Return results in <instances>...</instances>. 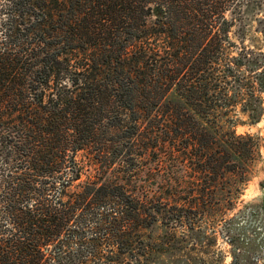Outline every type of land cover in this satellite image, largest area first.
Masks as SVG:
<instances>
[{
  "label": "trees",
  "instance_id": "16d2710c",
  "mask_svg": "<svg viewBox=\"0 0 264 264\" xmlns=\"http://www.w3.org/2000/svg\"><path fill=\"white\" fill-rule=\"evenodd\" d=\"M254 4L0 0V264H176L218 232L233 264L264 249L240 231L264 205L227 219L261 149L236 131L264 114Z\"/></svg>",
  "mask_w": 264,
  "mask_h": 264
},
{
  "label": "rangeland",
  "instance_id": "374dc122",
  "mask_svg": "<svg viewBox=\"0 0 264 264\" xmlns=\"http://www.w3.org/2000/svg\"><path fill=\"white\" fill-rule=\"evenodd\" d=\"M254 6L252 13L249 14L246 19L245 28V43L244 45L250 49L264 52V42L262 35L257 32L258 19L264 18V0H254ZM239 43V42H237ZM240 44V43H239ZM236 131L241 135H252L261 139L260 156L253 168L251 178L241 198L238 202L236 210L227 217L229 220L231 217L244 211L248 206L252 205H264V114L258 123H251L247 116H242L241 121L236 126ZM264 211V209H263ZM257 219L253 221L245 220L240 225H244L240 231H244L246 236H252L254 230L264 235V212ZM255 224V228L252 227ZM224 224L218 225V230L223 227ZM250 225L252 228H250ZM184 228L180 225H176L177 236L184 235ZM209 235V233H207ZM217 240L214 244L205 242L202 245H184L176 246V251H173V255L176 256V264H184L179 261V257L183 260H187L188 264H233L234 257L232 254V245L229 244L225 237L220 232L217 234ZM163 250V249H162ZM164 251V250H163ZM243 251L241 252V254ZM247 260H244L242 264H264V249L249 248L247 250ZM93 264V263H90ZM164 264H175L173 260H166Z\"/></svg>",
  "mask_w": 264,
  "mask_h": 264
}]
</instances>
